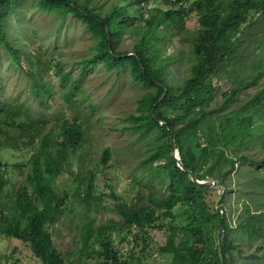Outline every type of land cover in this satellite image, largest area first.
<instances>
[{"label": "trees", "instance_id": "16d2710c", "mask_svg": "<svg viewBox=\"0 0 264 264\" xmlns=\"http://www.w3.org/2000/svg\"><path fill=\"white\" fill-rule=\"evenodd\" d=\"M17 1L0 0V44L12 64L20 66L22 50L11 44L5 33L7 16L13 14ZM158 1L167 7H155ZM36 4L41 12L62 19L76 16L95 37L94 54L77 62L80 76L100 64L106 70L128 66L131 80L144 88L137 114L127 119L131 121L128 130L140 136L156 133L155 152L144 164L162 161L159 166H149L148 171L167 179V193L156 197L149 188L146 197L141 196L135 204L112 195L124 224L141 234L147 229L163 230L164 224L154 217L155 210L163 209L171 217L175 206L186 205L192 221L181 227L169 224L166 243L158 250L171 256L169 264H264V177L259 171L264 170V160H254L248 154L250 148L264 151V87L235 105L241 92L264 78V0H36ZM192 18L198 27L191 38L189 55L178 47L164 57L168 38H179ZM127 40L131 48L119 50ZM247 59L251 60L248 65ZM35 60L38 70L29 74L30 93L41 109L49 111L53 89L45 81V64ZM176 61H187L188 75L179 79L171 75L173 69L167 66L172 67ZM54 75L62 88L65 107L76 112L49 128L46 118L34 115L28 105L0 99V150H32L24 183L9 197L4 193L7 165L0 164V236L27 245L37 264H70L54 248L48 233L69 198L68 193L57 190L55 181L68 177L78 199L80 183L88 182L86 197L92 189L82 168H73L81 160L87 131L81 123L83 112L77 108L83 102L80 76L72 77L60 63ZM221 77L229 84L226 91L220 86ZM218 96L220 103L211 108ZM172 151H177L178 161ZM236 152L244 155L234 157ZM108 160L106 149L101 164L106 165ZM241 161L256 167L245 184L261 186L256 189L260 200L254 202L260 210L252 212L251 204L244 200L241 213L231 225L225 214L226 195L233 192L228 186L229 176ZM188 172L198 181L222 184L218 210L211 211L205 202L210 188L194 184ZM248 193L249 200L255 199V193ZM79 233L80 259L94 256L89 251L95 236L92 221L82 224ZM101 248L97 257L103 264L131 261L107 239L101 241ZM133 262L139 264L138 259Z\"/></svg>", "mask_w": 264, "mask_h": 264}, {"label": "rangeland", "instance_id": "374dc122", "mask_svg": "<svg viewBox=\"0 0 264 264\" xmlns=\"http://www.w3.org/2000/svg\"><path fill=\"white\" fill-rule=\"evenodd\" d=\"M104 1L96 0L97 3ZM154 6L162 9L167 7L160 1ZM145 15L146 12H143L144 17ZM197 27L195 18H192L186 23L179 38L169 37L164 45V57L175 52L178 47L188 56L191 38ZM5 33L9 42L22 52L20 66H15L10 61L5 47L0 44V99L28 105L34 115L46 118L47 128L75 113L76 110H69L61 100L62 88L57 75H54V68L60 63L72 77L80 76L81 66L77 65V62L92 56L95 52L92 48L95 37L86 31L84 22L74 15H66L62 19L59 15L41 12L37 8L36 0H18L13 14L7 16ZM130 48L131 42L127 40L121 44L119 50ZM35 58L41 59L43 65L45 64V67L42 65L45 81L53 89L54 100L50 102L49 111L41 109L30 93L29 74H35L38 70ZM245 63L248 65L251 60L247 59ZM167 68L173 69L171 75L175 76V79L182 78L190 72L187 61H176L172 67L168 65ZM240 70L242 71V68ZM129 72L128 66L106 70L103 64H100L88 69L85 75L79 78L83 102L79 103L77 108L83 112L81 123L87 131L81 160L79 163L75 162L73 168H82L81 172L92 183V189L86 197L84 189L88 182L80 183L78 199L74 196L76 188L69 178L59 177L55 181V186L58 191L68 193L69 198L58 221L48 229L54 248L70 264H84V261L87 264H103L97 257L98 252L102 251L103 239H107L124 258L131 260L126 261V264H137L133 262L137 259L139 264H169L171 256L158 252L166 243L168 225L181 227L192 221L190 209L186 205L175 206L171 211L173 214L171 217H167L163 209H157L154 217L158 223L164 224V229H147L145 234H141L138 230L125 225L115 208L116 203L112 195L122 197L128 204H135L141 196L146 197L149 188L156 197H159L167 193L168 185L166 178L160 179L159 174L148 171L149 166H159L162 161L144 164L148 155L155 152L156 133L140 136L128 130L131 121L127 119L137 114V102L144 93V88L131 80ZM219 82L222 91L229 88L223 77ZM262 87L264 78L255 87L241 92L235 100V105L247 101ZM220 98L218 96L211 108L220 103ZM106 149L109 150V160L106 165H102L101 156ZM31 154V149L24 148L17 151L0 150V164L7 165L8 185L4 190L7 197L17 186L24 183L25 175L29 172L28 161ZM171 154L178 159L177 151H172ZM236 154L237 157L244 155L236 152L234 157ZM248 154L254 160H264V151L258 148H250ZM235 168V172L229 176L231 183L228 185L233 192L226 195L225 206V214L231 225H234L241 213L244 200L251 204L252 212L260 210L254 202L260 200L256 189L261 186L245 184L252 177L254 169L256 170L255 165L241 161ZM259 171L264 177V170ZM160 175L164 177L163 174ZM262 187L264 188V184ZM209 188L205 202L211 211H216L220 207L219 200L223 191L219 187ZM247 191L255 193V199L249 200ZM155 206L158 207L157 204ZM89 220L92 221L95 231L89 249L94 256L80 259L79 250L82 243L79 228ZM157 226L161 227L160 224ZM98 229H101V232H97ZM0 264L37 263L31 258L27 245L0 236Z\"/></svg>", "mask_w": 264, "mask_h": 264}, {"label": "water", "instance_id": "95a60500", "mask_svg": "<svg viewBox=\"0 0 264 264\" xmlns=\"http://www.w3.org/2000/svg\"><path fill=\"white\" fill-rule=\"evenodd\" d=\"M165 94L162 95V97H164ZM162 97L158 100V102L162 99ZM175 158V157H174ZM176 159V158H175ZM178 161V159H176ZM182 170H184L183 168H181ZM188 176L190 178V180L198 185V186H205V187H220L222 188V190H224V187L222 186V184L220 182L217 181H210V182H206V181H198L194 178V175L191 172H188ZM221 241H223V235H221Z\"/></svg>", "mask_w": 264, "mask_h": 264}]
</instances>
